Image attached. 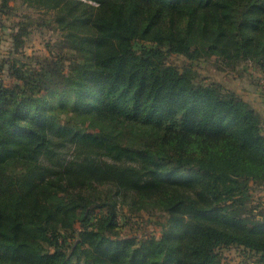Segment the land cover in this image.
<instances>
[{
    "label": "trees",
    "instance_id": "trees-1",
    "mask_svg": "<svg viewBox=\"0 0 264 264\" xmlns=\"http://www.w3.org/2000/svg\"><path fill=\"white\" fill-rule=\"evenodd\" d=\"M21 1L52 14L59 51L25 65L21 28L0 80V264H223L232 247L264 264V120L193 66L264 73V0ZM120 206L160 236H121Z\"/></svg>",
    "mask_w": 264,
    "mask_h": 264
},
{
    "label": "rangeland",
    "instance_id": "rangeland-1",
    "mask_svg": "<svg viewBox=\"0 0 264 264\" xmlns=\"http://www.w3.org/2000/svg\"><path fill=\"white\" fill-rule=\"evenodd\" d=\"M8 6V9H0V80L6 85H12L14 79L8 70V61L15 43L14 35L19 33L21 28L25 30V32L22 31L23 34L20 37L22 45L16 56L21 57L25 65L32 66L34 58H51L59 51L54 45L59 41V30L49 21L52 14L29 8L21 0H10ZM168 61L177 65L187 63L185 58L178 55L170 56ZM2 62H4L3 68ZM193 66L200 79L205 82H218L224 88L235 91L255 107L264 120V73L252 67L236 71L221 70L214 57L201 59ZM68 68L69 64L66 65L65 70ZM76 126L86 132L94 131L92 124L88 121H77ZM251 189L253 204L258 206V213L264 212V184L261 186L252 184ZM158 220L162 218L151 216L144 210L130 212L125 206H120L118 209V231L121 236H137L141 239L145 235L154 234L158 237L161 230L160 225L157 224ZM222 255L223 264H241L245 256L243 251L236 247L223 249Z\"/></svg>",
    "mask_w": 264,
    "mask_h": 264
}]
</instances>
